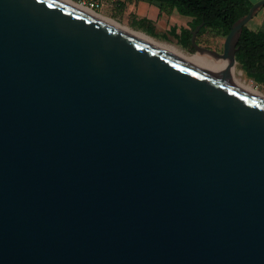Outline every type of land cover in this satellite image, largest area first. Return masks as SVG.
Returning a JSON list of instances; mask_svg holds the SVG:
<instances>
[{"label":"water","instance_id":"95a60500","mask_svg":"<svg viewBox=\"0 0 264 264\" xmlns=\"http://www.w3.org/2000/svg\"><path fill=\"white\" fill-rule=\"evenodd\" d=\"M254 3L222 53L231 67ZM0 264H264V100L53 0H0Z\"/></svg>","mask_w":264,"mask_h":264},{"label":"trees","instance_id":"16d2710c","mask_svg":"<svg viewBox=\"0 0 264 264\" xmlns=\"http://www.w3.org/2000/svg\"><path fill=\"white\" fill-rule=\"evenodd\" d=\"M155 2L161 13L170 15L177 11L191 20L188 27L172 26L168 34L176 38L177 43L187 52H194L191 31L203 23L195 42L199 45L204 35L226 38L232 25L245 16L252 4L249 0H144ZM144 24H151L141 19ZM149 34V33H148ZM235 59L244 75L257 84H264V31H253L247 24L242 27L235 52Z\"/></svg>","mask_w":264,"mask_h":264},{"label":"rangeland","instance_id":"374dc122","mask_svg":"<svg viewBox=\"0 0 264 264\" xmlns=\"http://www.w3.org/2000/svg\"><path fill=\"white\" fill-rule=\"evenodd\" d=\"M73 1L82 4V2L84 1L88 2L89 0H73ZM98 2L101 3V6L98 9H94V11H96L97 13H100L106 17H110L136 31L137 30L142 31L147 35L153 37L155 40L175 45L176 47H178V49L184 51L188 55H192V56L195 55V51L192 53L187 52L186 50H184L183 47H181L177 43L176 38L168 34V31L172 26L177 27V30L179 31L181 25H183L185 21L190 20L189 17L180 15L177 11H174L172 18L162 13H159V16L157 15L155 16L158 7V6L156 7V3H152V5L150 6L146 2H142L141 5L139 6V2L137 0H133V1L98 0ZM142 7L143 9L144 7L145 9L146 7L147 8L150 7L148 8V11H150V14L151 12H153L152 16L154 15L153 17H155L153 20L150 21L149 18H146V20L151 22L150 25L147 23L144 24L142 23V21H140L142 19L140 18L141 13H143L141 12ZM185 26L188 27V23H186ZM200 40H201V43L199 44L200 46L215 50L219 53H222L226 42V38L224 37H213L211 35H204ZM223 70L227 75L241 79V81L246 82L248 85L253 86L264 95V84L262 85L257 84L252 79L247 78L244 75L243 70L241 69L238 62H236L231 67Z\"/></svg>","mask_w":264,"mask_h":264},{"label":"bare ground","instance_id":"6f19581e","mask_svg":"<svg viewBox=\"0 0 264 264\" xmlns=\"http://www.w3.org/2000/svg\"><path fill=\"white\" fill-rule=\"evenodd\" d=\"M59 4H62L64 6H68L70 8L76 9L81 11L82 13L122 32L136 41L143 43L163 54H166L178 61H181L183 63L195 66L202 71H205L219 79H222L229 83L230 85L234 86L235 88H238L250 95H253L259 99L264 100V95L259 92L256 88H254L251 85H248L246 82L241 81L239 78L231 77L225 73L223 69H226L228 67L225 66L223 62L221 64L216 63L213 59L208 58L204 55H188L184 51L178 49L175 45L168 44L166 42H161L158 40H155L153 37L147 35L146 33L142 31H136L126 25L121 24L120 22L110 18L106 17L100 13H97L96 11L90 9L88 6H85L83 4L76 3L73 0H53Z\"/></svg>","mask_w":264,"mask_h":264},{"label":"crops","instance_id":"0c3cea01","mask_svg":"<svg viewBox=\"0 0 264 264\" xmlns=\"http://www.w3.org/2000/svg\"><path fill=\"white\" fill-rule=\"evenodd\" d=\"M119 1H124V0H119ZM126 1H129V0H126ZM131 1H133V0H131ZM138 2H139V6L141 5V3L142 2H146L147 4H149L150 6L152 5V2H147V1H144V0H137ZM250 2H251V4L253 5L254 3H256V2H258V1H260V0H249ZM107 2V1H106ZM151 3V4H150ZM153 3H155V2H153ZM158 5L156 4V7H157ZM148 8H150V7H148ZM148 8L146 7V9H145V7H144V9H143V7H142V9H141V12H143V13H141V17L140 18H142V19H146V18H149V20L151 21V20H153L155 17H153L152 16V13L153 12H151V14H150V11H148ZM175 11V10H174ZM174 11H172V13L169 15L171 18H172V16H173V13H174ZM145 12V13H144ZM159 13H161L160 12V10H159V8L157 7V12L155 13V16L157 15V16H159ZM163 14V13H162ZM165 15V14H164ZM191 20V19H190ZM190 20H187V21H185L184 23H183V25H181V27H186L185 26V24L186 23H189L190 22ZM247 26H248V28L249 29H251V30H253V31H264V5H262L258 10H257V12H256V14L250 19V21L247 23Z\"/></svg>","mask_w":264,"mask_h":264},{"label":"built area","instance_id":"2783aa9c","mask_svg":"<svg viewBox=\"0 0 264 264\" xmlns=\"http://www.w3.org/2000/svg\"><path fill=\"white\" fill-rule=\"evenodd\" d=\"M83 5L88 6L90 9H98L101 6V3L98 0H89L88 2H82Z\"/></svg>","mask_w":264,"mask_h":264}]
</instances>
